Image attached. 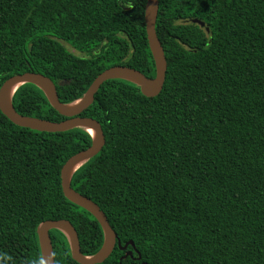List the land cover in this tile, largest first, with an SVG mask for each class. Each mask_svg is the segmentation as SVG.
Wrapping results in <instances>:
<instances>
[{
  "label": "trees",
  "instance_id": "obj_1",
  "mask_svg": "<svg viewBox=\"0 0 264 264\" xmlns=\"http://www.w3.org/2000/svg\"><path fill=\"white\" fill-rule=\"evenodd\" d=\"M146 2L0 0V86L40 72L71 102L112 65L155 76ZM156 32L167 59L160 93L111 78L80 113L106 142L71 186L141 254L120 262L133 247L116 245L95 264H264V0H159ZM12 103L66 118L34 83ZM91 142L83 127L38 131L0 110V264H43L37 226L47 219L70 220L84 254L101 247L100 223L61 185L63 164ZM50 235L55 264H81L60 229Z\"/></svg>",
  "mask_w": 264,
  "mask_h": 264
},
{
  "label": "water",
  "instance_id": "obj_2",
  "mask_svg": "<svg viewBox=\"0 0 264 264\" xmlns=\"http://www.w3.org/2000/svg\"><path fill=\"white\" fill-rule=\"evenodd\" d=\"M158 8L159 0H147L145 5V28L148 43L155 62L156 74L153 77L147 76L139 69L127 65H112L101 71L94 78L83 95L71 102L61 101L54 81L49 76L40 72L25 71L13 74L0 86V110L13 123L22 127L48 132L64 131L74 127H83L89 131L92 137V142L89 147L73 154L63 164L61 168V185L63 193L67 199L89 211L100 223L104 235L103 243L95 253L84 254L81 250L78 233L70 220L65 218L43 220L37 226V234L43 264H55L53 244L50 235V230L52 228L60 229L66 235L70 245L72 258L81 264H95L103 262L109 257L116 245L121 250H126L129 245H132L133 247L132 250H128L120 257V262L127 255L132 256L133 251L138 253L137 258L141 259V254L136 250L134 242L130 240L122 245L121 241L117 238V233L110 225L104 211L90 197L75 190L71 186V180L74 172L86 161L97 155L106 142L101 123L93 117L80 115L84 109L88 108L92 104L96 92L104 81L111 78L127 79L136 83L140 87L142 93L150 97L159 94L162 90L167 71V59L164 47L156 32ZM193 21L201 26L205 25L204 21L198 18L193 19ZM28 82L39 86L45 92L51 105L62 115L66 116V118L60 121H52L45 118L19 113L13 106L12 97L16 89L21 84ZM14 86L16 87L9 98V91ZM74 102L76 103L71 106ZM91 130H93L94 134ZM141 264H147V262H141Z\"/></svg>",
  "mask_w": 264,
  "mask_h": 264
},
{
  "label": "bare ground",
  "instance_id": "obj_3",
  "mask_svg": "<svg viewBox=\"0 0 264 264\" xmlns=\"http://www.w3.org/2000/svg\"><path fill=\"white\" fill-rule=\"evenodd\" d=\"M15 87H16V86H14V87H12V88L10 89V91H9V96H8L9 98H10V96H11L13 90L15 89ZM75 103H76V102L72 103L71 106L74 105ZM91 132L94 134L93 130H91Z\"/></svg>",
  "mask_w": 264,
  "mask_h": 264
},
{
  "label": "rangeland",
  "instance_id": "obj_4",
  "mask_svg": "<svg viewBox=\"0 0 264 264\" xmlns=\"http://www.w3.org/2000/svg\"><path fill=\"white\" fill-rule=\"evenodd\" d=\"M76 53H79L78 51H76Z\"/></svg>",
  "mask_w": 264,
  "mask_h": 264
},
{
  "label": "flooded vegetation",
  "instance_id": "obj_5",
  "mask_svg": "<svg viewBox=\"0 0 264 264\" xmlns=\"http://www.w3.org/2000/svg\"><path fill=\"white\" fill-rule=\"evenodd\" d=\"M133 264H135V263H133Z\"/></svg>",
  "mask_w": 264,
  "mask_h": 264
}]
</instances>
